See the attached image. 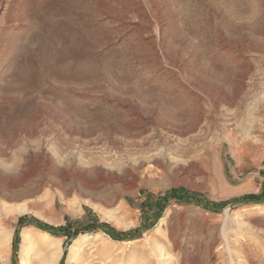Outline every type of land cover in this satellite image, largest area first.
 I'll return each mask as SVG.
<instances>
[{"label":"rangeland","instance_id":"374dc122","mask_svg":"<svg viewBox=\"0 0 264 264\" xmlns=\"http://www.w3.org/2000/svg\"><path fill=\"white\" fill-rule=\"evenodd\" d=\"M144 1L150 21L134 0H0V161L30 148L45 176L0 197L7 264H47L44 239L55 264H264V199L238 200L264 196V0H160L159 14V0ZM249 65L238 107L216 102ZM131 106L157 111L149 123ZM197 112L194 131H167ZM228 134L244 151L219 148ZM81 143L125 166V180L59 184L67 168L42 150L61 157Z\"/></svg>","mask_w":264,"mask_h":264},{"label":"bare ground","instance_id":"6f19581e","mask_svg":"<svg viewBox=\"0 0 264 264\" xmlns=\"http://www.w3.org/2000/svg\"><path fill=\"white\" fill-rule=\"evenodd\" d=\"M116 1L123 3L126 0H116ZM134 1L140 9L139 17L144 19L145 21H150L148 17V12H149L148 10L150 8H148L145 1L144 0H134ZM159 2L160 3L159 4L157 3L155 6V12H157L158 14L160 13L161 8L163 6V3L160 0ZM160 17L163 18L162 16ZM238 53H239L238 60L243 61L244 54L242 53V50ZM251 69H252L251 65H249L244 70H241L240 72L238 71L239 72L238 74L236 72L237 80H235L236 84L234 85L233 92L231 94H227L225 88L218 87L215 93H213L214 100H216V102L223 103L227 106L238 107L239 103L243 101L242 100L243 94L245 93V91H247L246 86L248 84L247 82L249 81V80L247 81V78H248L247 74ZM181 84L182 86L184 85L182 82ZM198 94L194 92L192 94V96H194V100H197V102L201 100V97ZM121 103L123 107L128 106L127 102L122 101ZM156 108L160 109L161 107L156 106ZM128 111L131 113L139 114L140 116L147 119L150 123L153 120V115L156 113L157 110L151 109L146 112V111L140 110V108L138 107L131 106V108L128 109ZM203 112L202 113L197 112L190 119H184V117L180 119H175V118L171 119L166 126L167 131L170 133V135H176L180 133L194 131V129L198 126V124L200 123L202 119ZM182 116H184V114ZM228 121H230L231 123L232 122L231 118L228 119ZM224 141H227L229 143V147H230L229 151L232 154H235L239 149H242L244 151V148L247 146V143L243 141L238 142L236 138L234 137L232 138L231 135L228 134L225 138H222L219 141V145H218L219 148H222V144ZM86 144L87 143H81V144L72 146V148L68 149L67 152L61 157H59L60 155L54 156L50 154L49 151L47 152V150L46 151L42 150L43 152L41 153L44 155L46 164L49 167L54 166L53 164H57L63 168H67V169H62L61 173L57 176V182L59 184H61L62 186L66 185L65 187H68V188L77 187L83 191L94 192L101 185H104L107 183H114L122 179L125 180V177L127 176V173H128V170L125 166L123 165L122 167H120L121 165L118 166L117 161L116 162L110 161L109 157L104 155L102 151L94 150L93 149L94 146H92L91 143H90L91 146H88L89 143L87 145ZM6 145H9V143L6 142ZM81 148H86L87 152L81 155L80 153ZM1 150L2 149H0V151ZM34 155L35 154L32 149L26 148L18 153L17 158H15L13 162L7 163L2 160L0 161V197H3V198L17 197L23 192L29 190L30 188L39 187L40 181L45 180L44 175L35 176L36 170L32 166ZM233 156L234 158H236L235 155ZM125 164H127L126 161H125ZM20 174L23 175V178L22 179L20 178L21 180L19 179V182H16L15 178ZM87 177L88 178L93 177L94 179L89 181ZM3 179H5L6 182L4 181L3 183L1 181ZM46 180L51 181L52 179L47 178ZM228 191L240 192L243 190L238 189L235 191H232V190H228ZM82 236L83 238L75 240L74 245H72L71 247V252H75L76 250L82 251V247L84 245L83 242L85 241L84 237L86 235H82ZM44 240L43 241L41 240L40 244H42L41 247H43L48 254L46 258V263L55 264L56 262H55L54 256L58 255L59 249L56 245L52 247L51 244H49V242L44 241ZM87 240L88 239H86V241ZM99 250L101 249H98V248L94 249L93 254L96 256L97 254H99ZM6 257H7L6 249L0 250L1 264H7ZM19 264H26L25 261L23 260V257H21V259L19 260Z\"/></svg>","mask_w":264,"mask_h":264},{"label":"trees","instance_id":"16d2710c","mask_svg":"<svg viewBox=\"0 0 264 264\" xmlns=\"http://www.w3.org/2000/svg\"><path fill=\"white\" fill-rule=\"evenodd\" d=\"M264 199V196H258V195H253V194H247L242 196L241 198H238L239 201H253V202H260ZM38 227L48 230L50 233L52 234H57L62 232V228L59 229H51V228H47L46 226H43L42 224H37ZM102 229H104V231H106L107 233H109L112 237L114 238H120V236L114 232L113 229L109 228L107 225H101ZM76 233V232H74ZM73 233V234H74Z\"/></svg>","mask_w":264,"mask_h":264}]
</instances>
